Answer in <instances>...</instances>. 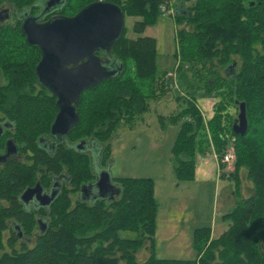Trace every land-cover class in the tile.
<instances>
[{
    "label": "trees",
    "instance_id": "16d2710c",
    "mask_svg": "<svg viewBox=\"0 0 264 264\" xmlns=\"http://www.w3.org/2000/svg\"><path fill=\"white\" fill-rule=\"evenodd\" d=\"M42 1L0 0V9L8 6L14 13L12 19L0 21V123L11 125L5 136L0 135V156L9 139L24 157L0 158V264H264V0H177L175 7L177 81L187 90L202 89L221 100L207 124L196 97L185 100L187 107L176 117L184 122L173 148V169L181 181H193L197 156L208 153L211 143L219 159L229 146L236 156L234 171L222 174L234 181L238 198L223 216L229 227L215 238L210 227L196 229L193 260L156 256L159 203L152 178H116L121 193L112 200L81 196L82 189L98 179L90 144H97V158L104 167L112 157L116 130L122 124L133 129L137 118L150 110V101L174 88L176 78L156 75V39H130L125 30L112 52L121 63L120 74L82 94L78 125L48 152L42 139L51 137L59 112L57 98L38 81L41 51L29 45L22 32V17L39 16ZM99 1L117 5L125 16L142 18L134 25L139 34L165 13L163 7L175 4L65 0L41 21L74 17ZM240 104L246 107L245 135L235 133L236 118L226 114L228 107ZM242 172L253 185L244 199ZM62 174L67 183L48 210H25V190L37 184L53 188V177ZM43 217L47 224L38 221ZM122 232L134 236L122 237ZM143 249L149 257L140 262L137 255Z\"/></svg>",
    "mask_w": 264,
    "mask_h": 264
},
{
    "label": "rangeland",
    "instance_id": "374dc122",
    "mask_svg": "<svg viewBox=\"0 0 264 264\" xmlns=\"http://www.w3.org/2000/svg\"><path fill=\"white\" fill-rule=\"evenodd\" d=\"M43 3L40 2L38 5ZM173 4L172 7L175 9L177 0H174ZM141 20L140 17L125 16L126 36L130 39L155 38L156 75L176 78L175 85L164 96L150 101V110L137 118L133 129L122 124L116 130L111 140L112 157L104 167H99L97 145L90 144V149H93L92 152L90 151L93 159L92 167L96 172L108 171L112 183L116 186L114 181L116 178H152L155 183V196L159 203L155 254L162 259L193 260L197 257L194 248L196 229L210 227L213 236L219 237L222 231L229 227V222L224 221L223 216L235 207L238 198L235 194L234 181L222 177V174L233 172L235 162L231 167V164L229 166L223 164L222 160L226 154H235V151L233 146H229L222 159H219L211 143L212 149L208 153L197 156L195 179L181 181L178 178L173 169V148L184 122V119L176 117L187 107L185 100L191 96L196 97L197 107L207 124L215 113V105L221 99L202 89L187 90L177 81L176 54L179 26L174 16L167 13L158 15L147 25L145 31L139 34L135 32L134 25ZM179 96L183 97L180 102L177 100ZM228 113L237 121L240 105L238 108L228 107L226 114ZM207 135L211 142L209 133ZM95 150L97 152H94ZM241 183L240 194L244 199L252 194L253 187L247 180L245 172L241 174ZM76 197L77 195L74 199ZM174 215L176 225L182 232L180 235H175L172 240L164 232L169 230L167 227L171 226L170 216ZM121 235L134 236L128 232H122ZM148 254L146 249L141 250L137 255L138 261H145Z\"/></svg>",
    "mask_w": 264,
    "mask_h": 264
},
{
    "label": "water",
    "instance_id": "95a60500",
    "mask_svg": "<svg viewBox=\"0 0 264 264\" xmlns=\"http://www.w3.org/2000/svg\"><path fill=\"white\" fill-rule=\"evenodd\" d=\"M64 2L42 1L44 6L38 5L41 7L40 15H26L22 23L27 43L39 47L41 51V60L36 67L38 81L57 98L59 112L52 124L51 136L58 140L65 139L78 125L80 118L77 107L82 94L120 74L121 63L112 57V52L125 33V14L121 8L103 1L87 6L74 17L54 16L41 21ZM247 128L246 107L240 104L234 131L245 135ZM83 144L85 142L78 148ZM97 174V181L82 189V197L86 192L90 194L86 196L89 200H112L120 195L121 189L112 183L108 171ZM40 189L37 185L26 190L21 196L22 202L27 203L37 195L43 204L50 203L41 196Z\"/></svg>",
    "mask_w": 264,
    "mask_h": 264
},
{
    "label": "flooded vegetation",
    "instance_id": "af4514ba",
    "mask_svg": "<svg viewBox=\"0 0 264 264\" xmlns=\"http://www.w3.org/2000/svg\"><path fill=\"white\" fill-rule=\"evenodd\" d=\"M13 14L14 13L11 11V9L8 6L2 7L0 9V21H2V22L8 21L10 19V17L12 19ZM49 14H47V15H49ZM22 18H24V16ZM10 129H11V125L9 123H7V122L0 123V135L1 136H5L10 131ZM7 141H8L7 147H6L7 149L3 153H1L0 158H2V160H4V161H9L12 159L23 160L24 157L22 156L19 149L16 146H14L9 139ZM63 141H64V139L58 140V139L54 138L53 136H51V137L42 139V147L46 151L52 152L53 150L56 149L57 145H59ZM91 148H92V146H91ZM92 150L93 149H90L91 152H92ZM99 167H100V165H99ZM98 172L99 171H97V173ZM53 179H54V186H53V188H50V189L44 188L40 184H37L41 188L40 189L41 190V196H43L47 200H50V203L43 204L41 202V199H38L37 195H35L31 201H29L27 203L23 202V204H24L23 207L25 208V210H27L28 212H33V211H40L42 209L48 210L50 208L53 201L57 198L58 191L60 192V187L62 188V185H65L67 183V176L65 174H62L59 177H53ZM35 187H32V188H35ZM32 188H29V189H32ZM89 195L90 194L86 192L83 197L87 198ZM38 221H40V222L42 221V223L47 224L48 219H47V217H43L42 219H39Z\"/></svg>",
    "mask_w": 264,
    "mask_h": 264
},
{
    "label": "crops",
    "instance_id": "0c3cea01",
    "mask_svg": "<svg viewBox=\"0 0 264 264\" xmlns=\"http://www.w3.org/2000/svg\"><path fill=\"white\" fill-rule=\"evenodd\" d=\"M170 218H172V219L169 220V217H168L167 220H169V224H170L171 226H170V227H167V226H166L169 230H168L167 232H164V233L167 234L168 236H170V239L173 240V238L175 237V235H180V233L182 232V230H180V229L178 228V226L176 225L177 222H176V217H175V215H174V216H170ZM227 229H228V228H226L224 231H222V233L225 232ZM222 233H221V234H222ZM156 236L158 237V233H156ZM212 237L215 238V237L213 236V233H212ZM146 251H148V250H146ZM148 253H149V252H148ZM148 257H149V254H148ZM148 257H146V258H148Z\"/></svg>",
    "mask_w": 264,
    "mask_h": 264
},
{
    "label": "built area",
    "instance_id": "2783aa9c",
    "mask_svg": "<svg viewBox=\"0 0 264 264\" xmlns=\"http://www.w3.org/2000/svg\"><path fill=\"white\" fill-rule=\"evenodd\" d=\"M162 10H163V12H165L167 14H170L172 16H175V9L172 6L169 9H167L166 7H163ZM235 159H236L235 154L234 153H232V154L229 153V154H226L224 156V158L222 160V163L223 164H226L228 166H229V164H231V167H233V164L235 162Z\"/></svg>",
    "mask_w": 264,
    "mask_h": 264
}]
</instances>
